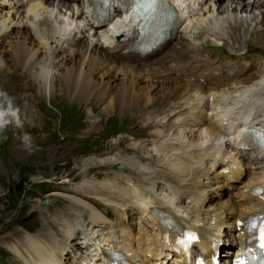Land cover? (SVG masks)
I'll return each mask as SVG.
<instances>
[{"label":"bare ground","instance_id":"6f19581e","mask_svg":"<svg viewBox=\"0 0 264 264\" xmlns=\"http://www.w3.org/2000/svg\"><path fill=\"white\" fill-rule=\"evenodd\" d=\"M55 1L56 0H47L46 2L40 3L39 6L55 18L52 24H57L61 27L58 33L75 26L76 22H84L83 13H80L77 8L71 5L67 0ZM205 9L207 15L213 14L217 16L220 23L228 25L226 31L229 34L242 38H248L250 36L251 29L248 28L249 20L245 18V15H251L252 13L240 10L239 7L233 6V4H215ZM3 18L4 20H17L18 23L23 20H27L28 22L32 20V17L26 14H19L7 19L3 16ZM50 27L51 26H49V29ZM77 27L78 26L75 28ZM257 37H264V34H260ZM8 52H10V55ZM80 52L81 58H77L76 55H79ZM72 56L73 58L71 60L60 57L58 59L60 64L56 69L42 66L40 59L44 58V53H42L41 44L34 40L29 32L21 28L15 31L14 37L8 45L0 44V81L3 82L5 80L4 83L14 91V87L22 84L23 80H29V84L32 86L35 85V89L38 90L39 95L43 96L45 86L48 82L53 85V88L60 80L65 88V94L64 92L62 94H64L69 101L81 102L82 106H86L89 102L94 105L108 98L105 106L102 108L104 112H110V114L115 113L119 118L130 117V120L131 118H136L142 122L148 120V117H146L145 114L139 113L136 109L144 108L151 102H160L163 97L167 96L178 87L177 85L157 84L152 78L144 76L140 66L129 63L120 65L124 72V77H122L123 79L120 82L118 74H116V69L119 65L109 57L104 56L100 52L99 45L94 41L86 43L81 48H73ZM58 72L63 80L59 77L57 79ZM16 76H21L23 80L14 84L12 79ZM19 87L20 91L25 89V87ZM11 90H8L5 94L4 90L0 89V110L4 109L5 102H10V104L18 102L17 99L13 97ZM30 96L28 95L25 103H27L30 110L32 109V116L35 115L32 123L36 124V122H34L35 118L40 117L39 111H42V109L40 108L36 113L38 100L34 96H32V101L29 100ZM93 111H90V115L93 114ZM20 113V116L14 113H5L6 117L4 118L19 117V123L27 127L25 117L30 116L27 112ZM42 117L47 121L44 119L40 120L41 124L47 126L50 121L48 117L57 116L52 113H45ZM99 121L94 122L93 120V126L95 124L98 125ZM123 129L121 130L123 131ZM72 142L76 145L81 144L82 137L78 136ZM120 142L130 143L127 148H130L129 150L132 151L133 157L121 158L115 153V148L119 149L122 147L118 146ZM115 143L116 146L113 147L114 154L106 155V157H94L98 159H92L93 157H90L91 159L82 160L81 165L76 164L75 168H77L79 175L81 177L84 176L82 178L83 182L73 189L74 193L77 194L70 196L57 194L61 199L69 200L71 206L68 207L66 213L61 212L59 214V219L56 220L54 224H49L47 233L41 238L39 236L28 235L25 237L26 244L24 248H20V243H25V241L16 242V245L12 246L21 259L30 260L32 258H38L50 245L60 244L62 238L70 239L71 230H80L81 225L84 223L87 222L91 224L99 218H102V215L96 208L97 202H95L94 199L108 201L110 194L128 190L132 185H138L140 187L149 186L150 189L156 191L159 189L161 181H166L170 178V170L173 169L170 158L163 160L160 164H156V161L162 160L163 155H160L157 148L152 146L149 142L135 144L129 141V138L121 136L119 141ZM122 150H124L125 153L127 152L125 148L121 149V151ZM148 159H151L153 164L149 163ZM96 166H102L107 169L119 168V171L116 174L114 172L115 178L113 177V180L111 178L108 179L109 181L107 180L108 182L98 185L97 183L99 182L92 181V179L86 178L85 176ZM102 167H100V169ZM78 194L82 195V197ZM90 202L93 203L91 204ZM149 205L151 207H156L158 203L150 202ZM64 215H68V217L65 218ZM4 229L10 228L5 227ZM8 231L13 232L12 229L7 230L5 236L8 238L2 240L0 245L11 241L12 237L16 234L21 235V232L17 230L10 234ZM125 249L126 244L123 239L119 246V250L123 251Z\"/></svg>","mask_w":264,"mask_h":264},{"label":"rangeland","instance_id":"374dc122","mask_svg":"<svg viewBox=\"0 0 264 264\" xmlns=\"http://www.w3.org/2000/svg\"><path fill=\"white\" fill-rule=\"evenodd\" d=\"M56 1L58 2V0ZM8 54L10 55V52ZM76 57L81 58V55H76ZM57 74V79L61 78L59 72ZM118 77L121 82L122 75H118ZM61 79L63 80V78ZM21 80H23L21 76H16L12 82L16 84ZM4 81H0V89L7 93L12 88L8 87ZM29 83L30 81L23 80V83L19 85L25 87L23 91H20L19 86H15L14 91L11 90L12 95L14 92L18 93L17 105L5 102L4 109L0 110V243L8 238L5 236V232L10 229L13 232L8 231V233H14L17 230L25 234L24 231H27L40 238L47 233L49 224H54L61 213L57 212L54 217L51 211L67 210L71 206L69 200L61 199L57 194L74 195L73 187H77L83 182L84 176L79 175L75 168L76 164L81 165L82 160L91 159L90 157L98 159L94 157H106V155L114 154L113 147L116 146L115 142H118L121 136L129 138L132 143H142L141 140L131 137L128 133L130 117L119 118L115 113L110 114V112H104L102 108L98 109V105H93L91 102L82 106L81 102L69 101L64 96L65 88L60 80L53 87L54 90L53 85L48 82L43 96L39 95L35 85L32 86ZM63 92L64 94H62ZM28 95H31L29 100L32 101V96L38 100L36 113L40 108L42 109L39 111L40 117L35 118L36 124L32 123L34 116L28 113L30 109L25 103ZM107 100L108 98L105 101ZM18 106L22 107L23 112H27L30 116L25 117L27 127L19 123V117L4 118L6 117L5 113L11 114ZM90 111H93V114L90 115ZM45 113L57 116L48 117L50 121L47 126L40 122L44 119L42 116ZM14 114L20 116L21 113ZM93 120L94 122L100 121L98 125L93 126ZM140 123L141 121H138V124ZM78 136L82 137V143L76 145L72 141ZM125 143L120 142L118 146L130 149L127 148L130 143ZM115 153L121 158L133 157V153L126 152L127 155L121 149L115 148ZM100 167L102 166L93 168L85 175L86 178L93 179L91 177L95 176L100 178L101 174L99 173H103L102 179H107L119 171V168L102 167L100 169ZM95 172L97 173L95 174ZM47 182L49 183L48 187H44ZM69 188L73 189L69 190ZM80 196L82 197V195ZM45 200L48 201V204L44 203ZM51 216H53L52 220ZM5 227L10 229H4ZM21 235H14L11 243L24 242L28 235L23 236V241L22 237H18ZM25 244L26 241L20 243V248H24ZM8 248V244L1 245L2 250Z\"/></svg>","mask_w":264,"mask_h":264},{"label":"snow or ice","instance_id":"6c2138e0","mask_svg":"<svg viewBox=\"0 0 264 264\" xmlns=\"http://www.w3.org/2000/svg\"><path fill=\"white\" fill-rule=\"evenodd\" d=\"M250 228H253L254 225H252L251 223L249 224ZM259 247L260 249H264V224H262L259 228ZM241 264H243V262H241Z\"/></svg>","mask_w":264,"mask_h":264}]
</instances>
